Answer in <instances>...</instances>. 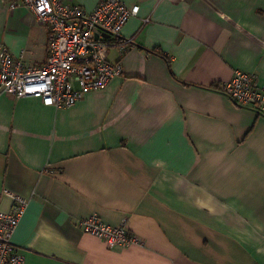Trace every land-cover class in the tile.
<instances>
[{"label":"crops","instance_id":"0c3cea01","mask_svg":"<svg viewBox=\"0 0 264 264\" xmlns=\"http://www.w3.org/2000/svg\"><path fill=\"white\" fill-rule=\"evenodd\" d=\"M15 1L0 0V45L42 65L48 27ZM123 1L139 11L104 88L66 107L0 94V211L5 190L28 199L23 264H264V114L221 89L236 69L264 81V0ZM92 214L139 242L84 232Z\"/></svg>","mask_w":264,"mask_h":264},{"label":"built area","instance_id":"2783aa9c","mask_svg":"<svg viewBox=\"0 0 264 264\" xmlns=\"http://www.w3.org/2000/svg\"><path fill=\"white\" fill-rule=\"evenodd\" d=\"M20 4L29 7L37 21L48 27L47 59L42 65H29L23 60V50L15 56L0 45V94L35 96L45 105L66 107L85 92L104 88L122 72L119 61L108 59V46L117 45L123 52L132 43V38H121V32L138 13V4L100 0L87 11L64 0H17L11 7ZM221 89L236 104L254 107L264 114V81L255 73L236 69ZM4 193L12 197L13 206L9 212L0 211V264H23L24 256L16 249L12 234L28 199L9 190ZM78 223L84 232L110 247L139 242L126 220L109 224L92 214Z\"/></svg>","mask_w":264,"mask_h":264},{"label":"trees","instance_id":"16d2710c","mask_svg":"<svg viewBox=\"0 0 264 264\" xmlns=\"http://www.w3.org/2000/svg\"><path fill=\"white\" fill-rule=\"evenodd\" d=\"M152 52H155V53L161 55L162 57H164L167 60V64L169 66V70H170L171 74L174 75V73L171 70V63H170L169 59L162 52H160V51L152 50Z\"/></svg>","mask_w":264,"mask_h":264},{"label":"water","instance_id":"95a60500","mask_svg":"<svg viewBox=\"0 0 264 264\" xmlns=\"http://www.w3.org/2000/svg\"><path fill=\"white\" fill-rule=\"evenodd\" d=\"M104 35H105L106 37H108V34L105 33ZM96 36H97V34H96Z\"/></svg>","mask_w":264,"mask_h":264}]
</instances>
